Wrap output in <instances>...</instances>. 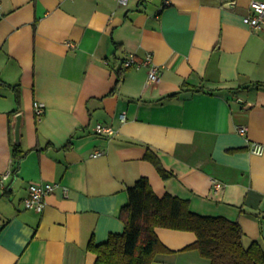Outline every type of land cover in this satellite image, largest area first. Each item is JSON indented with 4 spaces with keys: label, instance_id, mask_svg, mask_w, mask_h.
Masks as SVG:
<instances>
[{
    "label": "crops",
    "instance_id": "1",
    "mask_svg": "<svg viewBox=\"0 0 264 264\" xmlns=\"http://www.w3.org/2000/svg\"><path fill=\"white\" fill-rule=\"evenodd\" d=\"M251 1L0 0V264H97L88 244L123 232L127 188L141 176L264 248V153L249 150L264 144V25L244 22ZM148 52L160 79L141 65L118 83L127 54ZM18 115L27 152L15 173ZM35 181L60 184L42 211L24 204ZM155 231L168 251L150 264H211L194 231Z\"/></svg>",
    "mask_w": 264,
    "mask_h": 264
},
{
    "label": "trees",
    "instance_id": "2",
    "mask_svg": "<svg viewBox=\"0 0 264 264\" xmlns=\"http://www.w3.org/2000/svg\"><path fill=\"white\" fill-rule=\"evenodd\" d=\"M123 67L116 70L118 83ZM21 99L16 86V100ZM26 150L12 143L13 172H17ZM145 158L153 162L163 177L173 175L159 156L147 148ZM9 190H5L8 192ZM129 201L121 208L123 232H112L104 242L91 239L88 249L97 254V264H150L159 252L168 251L156 234L157 226L192 230L197 240L192 245L211 260V264H264V248L258 241L243 243L241 225L223 216L201 215L190 209L189 202L170 193L159 196L148 177L141 176L127 188Z\"/></svg>",
    "mask_w": 264,
    "mask_h": 264
},
{
    "label": "built area",
    "instance_id": "3",
    "mask_svg": "<svg viewBox=\"0 0 264 264\" xmlns=\"http://www.w3.org/2000/svg\"><path fill=\"white\" fill-rule=\"evenodd\" d=\"M121 5H127L130 0H117ZM171 4V0H162L161 9ZM250 13L246 14L243 18L244 22L251 28H261L264 25V1L252 0L249 4ZM75 44H71L74 46ZM146 65L149 68V80L158 81L160 79L161 68L153 59V53L148 52L145 57L140 60L135 53H128L123 59L122 67L129 68L132 66ZM35 110L38 114L44 110V104L36 101L34 103ZM97 132L100 134L111 135L116 132V129L110 124L98 123L96 126ZM237 130L242 135H247V126H238ZM249 150L252 154L262 155L264 153V144L262 142L252 140L249 141ZM102 151L94 153V155H100ZM9 173V171H8ZM8 173L3 176L7 178ZM60 184L56 182H30L28 185V195L24 198V204L28 209H34L36 211H42L47 205V196ZM64 190H68L64 186Z\"/></svg>",
    "mask_w": 264,
    "mask_h": 264
},
{
    "label": "water",
    "instance_id": "4",
    "mask_svg": "<svg viewBox=\"0 0 264 264\" xmlns=\"http://www.w3.org/2000/svg\"><path fill=\"white\" fill-rule=\"evenodd\" d=\"M21 121H22V116L18 115L17 120H16V125H15V140L18 142L20 141V135H21V132H20Z\"/></svg>",
    "mask_w": 264,
    "mask_h": 264
}]
</instances>
